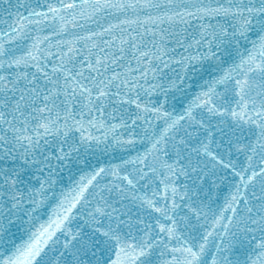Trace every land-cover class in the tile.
<instances>
[{
	"label": "snow or ice",
	"instance_id": "6c2138e0",
	"mask_svg": "<svg viewBox=\"0 0 264 264\" xmlns=\"http://www.w3.org/2000/svg\"><path fill=\"white\" fill-rule=\"evenodd\" d=\"M0 264H264V0H0Z\"/></svg>",
	"mask_w": 264,
	"mask_h": 264
}]
</instances>
